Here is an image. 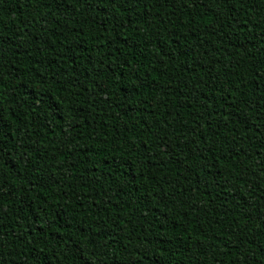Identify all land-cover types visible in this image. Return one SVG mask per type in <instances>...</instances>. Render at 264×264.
<instances>
[{"label": "trees", "instance_id": "16d2710c", "mask_svg": "<svg viewBox=\"0 0 264 264\" xmlns=\"http://www.w3.org/2000/svg\"><path fill=\"white\" fill-rule=\"evenodd\" d=\"M0 264H264V0H0Z\"/></svg>", "mask_w": 264, "mask_h": 264}, {"label": "snow or ice", "instance_id": "6c2138e0", "mask_svg": "<svg viewBox=\"0 0 264 264\" xmlns=\"http://www.w3.org/2000/svg\"><path fill=\"white\" fill-rule=\"evenodd\" d=\"M3 152V149L2 148H0V153H2ZM5 159V157L3 156V155H0V161H2V160H4Z\"/></svg>", "mask_w": 264, "mask_h": 264}]
</instances>
